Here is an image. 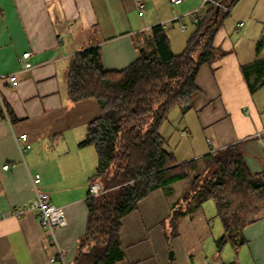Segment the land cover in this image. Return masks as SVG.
<instances>
[{
    "label": "crops",
    "instance_id": "obj_1",
    "mask_svg": "<svg viewBox=\"0 0 264 264\" xmlns=\"http://www.w3.org/2000/svg\"><path fill=\"white\" fill-rule=\"evenodd\" d=\"M139 3L144 5L143 14ZM205 3L0 0V75L8 77L0 80V96L13 114L12 119L0 118V264H74L77 256L88 219L90 179L98 164L94 147L80 143L101 111L94 98L81 102L69 98L68 74L75 54L98 47L103 67L122 71L137 60L156 26L165 29L173 52L179 54L203 18ZM228 18L234 29L224 22L214 38V46L224 55L200 67L192 108L182 112L175 107L177 121L170 125L171 112L162 125L166 133L162 127L161 131L177 164L243 142L244 162L259 174L264 172V67L260 69L264 0H238ZM25 52L32 53L29 69L18 60ZM180 132L192 133L191 149L176 159L180 145L174 135ZM13 133L27 134L31 149L21 154ZM35 174L41 176L40 191L65 210L68 224L56 230L59 249L65 252L63 261L41 228L37 211L11 215L34 200L30 176ZM187 188L188 183L180 182L171 195L156 190L124 217L121 264H264V209L245 228V244L239 248L227 243L219 250L216 240L223 236L224 226L214 234L205 217V228L196 232L192 225L190 230L189 223L202 206L182 217L174 234L170 218Z\"/></svg>",
    "mask_w": 264,
    "mask_h": 264
},
{
    "label": "trees",
    "instance_id": "obj_2",
    "mask_svg": "<svg viewBox=\"0 0 264 264\" xmlns=\"http://www.w3.org/2000/svg\"><path fill=\"white\" fill-rule=\"evenodd\" d=\"M237 1L207 0L203 18L179 54L173 52L165 29L156 26L137 60L122 71H107L98 47L73 57L69 98L73 102L94 98L101 111L88 125L80 146L94 147L98 164L90 185L101 182L105 189L87 199L88 219L74 264L124 262L120 242L124 217L156 190L171 195L180 182L189 187L170 218L174 234L182 217L214 200L224 226L223 236L216 240L217 248L227 243L235 248L245 244V228L256 222L264 209V172L255 174L247 168L244 143L177 164L173 153L165 148L161 131L175 107L182 112L192 108L200 67L224 55L214 46V38ZM261 64L260 69L264 62ZM3 106L0 101V118L7 114L12 119V111L4 102Z\"/></svg>",
    "mask_w": 264,
    "mask_h": 264
},
{
    "label": "built area",
    "instance_id": "obj_3",
    "mask_svg": "<svg viewBox=\"0 0 264 264\" xmlns=\"http://www.w3.org/2000/svg\"><path fill=\"white\" fill-rule=\"evenodd\" d=\"M170 1L172 4H180L183 0H170ZM138 8L141 10V14H143L144 11L143 3H139ZM182 28L184 30L185 27L183 26ZM31 56H32L31 52H25L18 58L19 62L23 63L25 69H29L32 67V63L30 61ZM2 79H8V77L5 75H0V80ZM9 80L13 82L16 80V77L12 76L9 78ZM0 101L3 106L1 96H0ZM13 136L21 154H24L29 149H31V144L27 142V134L16 135L13 133ZM8 168L9 165L3 167V169L5 170H7ZM30 178L32 182L33 191L35 193L34 200L29 204L16 208L11 212V215L19 217L28 211H33V210L37 211L39 213V223L41 228H43L48 232L50 242L54 246H57L59 249L56 230L59 228L66 227L68 224L65 210L63 207L56 206L53 203H51L49 196L46 193L40 191V184H41L40 174L31 175ZM104 192L105 189L101 186L99 182H93L90 185L88 197L98 196ZM3 217H6V215H2V218ZM64 256H65V252L59 249L58 257H60L61 259L60 261L64 260ZM51 261L54 262L55 259L53 258L51 259Z\"/></svg>",
    "mask_w": 264,
    "mask_h": 264
},
{
    "label": "rangeland",
    "instance_id": "obj_4",
    "mask_svg": "<svg viewBox=\"0 0 264 264\" xmlns=\"http://www.w3.org/2000/svg\"><path fill=\"white\" fill-rule=\"evenodd\" d=\"M228 19H229V18H227L225 22H227L229 28H231V30H233L235 24L231 23V21H229ZM227 20H228V21H227ZM251 24H252V23L249 22V24H248V28H249V29H250L251 27H253V26L250 27ZM170 34L172 35V33H170ZM186 34H189V33H186ZM179 35H180V36H183V35H185V34H179ZM176 46H177V45H176ZM176 46H175L174 49H177ZM176 51L179 52V51H182V50H176ZM175 110H176V111L179 110L178 107H176ZM175 110H173V111H175ZM173 111H172V113H171L172 118H171V120H170V125H171V126L174 125V124H173V120H174V119H175V120L178 119L177 117H176V118H175V117L173 118V116H174ZM181 117H182V116H181ZM176 121H177V120H176ZM163 128H164V127H162V130H163ZM163 132L166 133V130H163ZM180 135H181V136H180ZM174 136H179V140H177V141H178L180 147L178 148L177 152L175 153V154H176V159H178V158H179V155H180L181 153H183L184 155H186V153L188 152V150L191 149V145H190V143H191V140H192V137H191V136H192V133H190L189 135H184V136H183V133L180 132L179 134H178V133H175ZM185 137H186V138H185ZM174 158H175V157H174ZM100 184H101V186L103 187V184H102L101 182H100ZM188 187H189V186H188ZM178 188H181V186L178 187ZM187 190H188V188H187ZM195 216H196V217H195L194 221L189 223V228H191V229H190L191 231L194 230V228L192 227V225H193V226L195 225V227H197L198 230H195L196 232H198V231L202 230L203 228H205V227L202 225V221H205V220H204V217L206 218V220H207V219L209 220V222H210V228H209V230H211L212 233L215 234V232H217V231H223L222 221H221L220 216H218L217 208H216V205H215L214 200H207L206 202H204V203L202 204V207H201L200 211H198V212L196 213ZM205 222H206V221H205ZM194 223H195V224H194Z\"/></svg>",
    "mask_w": 264,
    "mask_h": 264
},
{
    "label": "water",
    "instance_id": "obj_5",
    "mask_svg": "<svg viewBox=\"0 0 264 264\" xmlns=\"http://www.w3.org/2000/svg\"><path fill=\"white\" fill-rule=\"evenodd\" d=\"M217 14H218V9H217Z\"/></svg>",
    "mask_w": 264,
    "mask_h": 264
},
{
    "label": "bare ground",
    "instance_id": "obj_6",
    "mask_svg": "<svg viewBox=\"0 0 264 264\" xmlns=\"http://www.w3.org/2000/svg\"><path fill=\"white\" fill-rule=\"evenodd\" d=\"M207 1V0H206Z\"/></svg>",
    "mask_w": 264,
    "mask_h": 264
}]
</instances>
